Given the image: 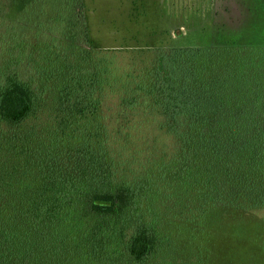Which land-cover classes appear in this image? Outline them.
I'll list each match as a JSON object with an SVG mask.
<instances>
[{
  "label": "trees",
  "instance_id": "obj_1",
  "mask_svg": "<svg viewBox=\"0 0 264 264\" xmlns=\"http://www.w3.org/2000/svg\"><path fill=\"white\" fill-rule=\"evenodd\" d=\"M264 210V46L95 49L84 0H0V264H213Z\"/></svg>",
  "mask_w": 264,
  "mask_h": 264
},
{
  "label": "rangeland",
  "instance_id": "obj_2",
  "mask_svg": "<svg viewBox=\"0 0 264 264\" xmlns=\"http://www.w3.org/2000/svg\"><path fill=\"white\" fill-rule=\"evenodd\" d=\"M95 49L264 46V0H84ZM213 264H264V210H220Z\"/></svg>",
  "mask_w": 264,
  "mask_h": 264
}]
</instances>
